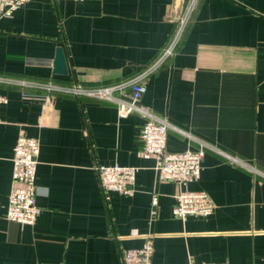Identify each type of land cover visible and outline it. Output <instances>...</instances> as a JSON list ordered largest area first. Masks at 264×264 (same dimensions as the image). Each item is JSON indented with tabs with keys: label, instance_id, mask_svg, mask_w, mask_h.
Segmentation results:
<instances>
[{
	"label": "crops",
	"instance_id": "1",
	"mask_svg": "<svg viewBox=\"0 0 264 264\" xmlns=\"http://www.w3.org/2000/svg\"><path fill=\"white\" fill-rule=\"evenodd\" d=\"M185 1L30 0L0 15V264H123L148 238L152 264H264V0H199L158 63ZM142 75L141 104L189 134L170 129L167 150L205 152L194 182L159 178L142 115L71 91ZM20 129L40 142L34 224L5 216ZM116 163L139 168L132 195L103 189L95 167ZM182 189L214 212L175 217Z\"/></svg>",
	"mask_w": 264,
	"mask_h": 264
},
{
	"label": "built area",
	"instance_id": "2",
	"mask_svg": "<svg viewBox=\"0 0 264 264\" xmlns=\"http://www.w3.org/2000/svg\"><path fill=\"white\" fill-rule=\"evenodd\" d=\"M30 0H0V15L9 16L16 9L24 6ZM199 0H186L181 13L175 20L176 33L169 46L160 56L161 63L173 54L174 48L182 37ZM159 65V64H157ZM25 83V82H21ZM34 84V83H33ZM49 90L61 89L52 83L34 84ZM62 90H66L62 87ZM147 90L144 75L109 86L97 88H84L76 85L71 91L78 95L94 96L102 100L118 104L119 115L122 118L130 116L133 112L142 115L145 120L142 126L141 137L144 142V151L155 157V169L161 180H173L180 184L196 181L201 174L204 150L187 149L181 152L167 150V138L170 129L177 130L185 135L189 134L172 125L164 117L157 115L147 106L141 104L142 97ZM6 96L0 92V104ZM1 120V118H0ZM202 146H206L203 144ZM227 157L237 160L234 156L218 150ZM40 142L37 138L29 136L24 129H20L17 142L14 146L12 158V186L8 196L5 212L7 219L22 224H34L42 212L37 204L36 175L39 163ZM103 189L107 192H116L122 195H132L138 172L135 166L121 164L104 165L95 167ZM153 203L156 204V198ZM215 204L209 194L204 190L182 189L175 196L173 215L185 219L190 215L209 216L214 212ZM154 252L153 241L146 239L139 248H128L122 252L123 264H152ZM195 264V263H193ZM197 264H215L201 262Z\"/></svg>",
	"mask_w": 264,
	"mask_h": 264
},
{
	"label": "water",
	"instance_id": "3",
	"mask_svg": "<svg viewBox=\"0 0 264 264\" xmlns=\"http://www.w3.org/2000/svg\"><path fill=\"white\" fill-rule=\"evenodd\" d=\"M53 70L58 74H66L68 72L66 56L62 46H58L56 49V54L53 62Z\"/></svg>",
	"mask_w": 264,
	"mask_h": 264
}]
</instances>
